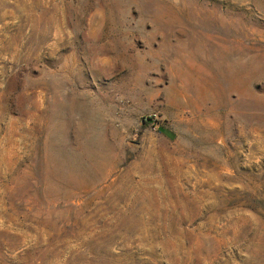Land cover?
Returning <instances> with one entry per match:
<instances>
[{"label":"rangeland","instance_id":"rangeland-1","mask_svg":"<svg viewBox=\"0 0 264 264\" xmlns=\"http://www.w3.org/2000/svg\"><path fill=\"white\" fill-rule=\"evenodd\" d=\"M0 264H264V0H0Z\"/></svg>","mask_w":264,"mask_h":264}]
</instances>
